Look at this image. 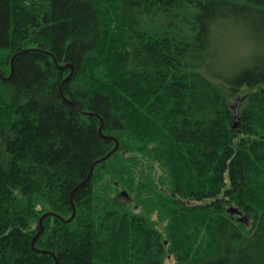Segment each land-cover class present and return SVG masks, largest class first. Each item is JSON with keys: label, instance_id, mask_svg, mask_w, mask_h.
<instances>
[{"label": "trees", "instance_id": "16d2710c", "mask_svg": "<svg viewBox=\"0 0 264 264\" xmlns=\"http://www.w3.org/2000/svg\"><path fill=\"white\" fill-rule=\"evenodd\" d=\"M55 263L264 264V0H0V264Z\"/></svg>", "mask_w": 264, "mask_h": 264}, {"label": "water", "instance_id": "95a60500", "mask_svg": "<svg viewBox=\"0 0 264 264\" xmlns=\"http://www.w3.org/2000/svg\"><path fill=\"white\" fill-rule=\"evenodd\" d=\"M13 58H14V56H13L12 59H11V74H12V72H13V67H12V64H13ZM54 63H56V62H54ZM67 67H69V68L71 69V71H70L68 77H67L64 81L68 80V79L71 77L72 73H73V67H72L71 65H66V66H63V67H61V68H62V69H65V68H67ZM239 105H240V101H237L236 104L232 107V115H233V117H234L236 123L238 122L237 114H238V108H239ZM236 123H235V125H236ZM101 129H102V124H100L99 131H98L99 134L102 136V134H101ZM103 137L108 138V139H112V140L114 139V138L109 137V136H103ZM117 149H118V142L116 141L114 148H113L108 154H106V155L103 156L102 158L96 160V161L91 165V167H90V169H89L88 176H87V178H86L82 183L86 182V181L91 177V175H92V171H93V168H94L95 165H97V164H99V163H101V162L107 160V159L109 158V156H111V155H112ZM120 195L127 197V194H126L124 191L121 192ZM71 205H72V215H71L70 218L67 219V220H65V219H63L61 216H59V215H57V214H55V213H51V212L44 214V215L39 219V231L37 232V234L35 235V237H34L33 240H32V246H33V247H34V242H35V240L38 238V236H39L40 233L42 232V220H43L47 215H49V216H53V217H56V218H58L59 220H61L62 222H64V223H69V222H71V221L73 220V218H74V216H75V206H74L73 203H72ZM228 211H229L230 213H234V212H235V210H233V209H231V208H230ZM242 221H243V219H242ZM34 251H36L37 253H48V254L52 255V256L55 258V255H54L52 252H44V251L37 250V249H34ZM55 260H56V258H55ZM55 264H57V263H55Z\"/></svg>", "mask_w": 264, "mask_h": 264}, {"label": "rangeland", "instance_id": "374dc122", "mask_svg": "<svg viewBox=\"0 0 264 264\" xmlns=\"http://www.w3.org/2000/svg\"><path fill=\"white\" fill-rule=\"evenodd\" d=\"M245 33L237 31V34H231L230 38L228 39L227 45H224V49L228 52V55H230L229 59L233 60H240L241 58H245L253 51V44L244 37ZM227 54V53H226ZM235 101L231 102L232 107L235 105ZM123 192V191H121ZM125 197V196H124ZM122 199V198H121ZM124 200V199H122Z\"/></svg>", "mask_w": 264, "mask_h": 264}]
</instances>
